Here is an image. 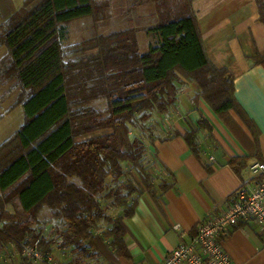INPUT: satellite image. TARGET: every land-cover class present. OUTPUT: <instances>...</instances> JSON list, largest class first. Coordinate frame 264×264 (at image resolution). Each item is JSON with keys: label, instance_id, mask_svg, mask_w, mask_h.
Listing matches in <instances>:
<instances>
[{"label": "trees", "instance_id": "16d2710c", "mask_svg": "<svg viewBox=\"0 0 264 264\" xmlns=\"http://www.w3.org/2000/svg\"><path fill=\"white\" fill-rule=\"evenodd\" d=\"M191 1L159 2L157 21L145 29L155 40L144 51L136 30L126 28L85 56L70 55L62 41L66 23L94 13L93 0H37L6 12L0 45L8 51L5 72L19 88L23 121L0 142V247L20 251L38 239L43 256L64 250L63 264L115 262L127 255L124 219L138 198L160 196L174 184L170 172L152 173L146 155L148 143L165 139L154 113L171 114L179 90L194 84L193 100L201 97L223 121L240 115L232 75L207 56ZM255 3L264 25V0ZM94 99L104 106H93ZM208 127L201 116L183 134L193 152L197 129ZM251 156L229 163L238 171ZM42 209L53 220L47 232L40 230Z\"/></svg>", "mask_w": 264, "mask_h": 264}, {"label": "crops", "instance_id": "0c3cea01", "mask_svg": "<svg viewBox=\"0 0 264 264\" xmlns=\"http://www.w3.org/2000/svg\"><path fill=\"white\" fill-rule=\"evenodd\" d=\"M191 6L207 56L232 75L241 113L231 112L232 121H223L201 97L193 100L194 84H185L171 114L160 116L165 125L157 132L165 139L156 138L146 149L156 174L170 172L173 186L160 196L144 193L138 198L131 216L124 219L127 255L113 263L98 257L85 264H158L179 242L189 240L206 214L222 210L241 183L264 181V169L256 175L249 169L253 162L264 163V63L256 60L264 57V25L255 0H192ZM201 116L209 127L197 129L195 153L183 134L195 128ZM251 153L254 156L245 158L238 171L229 163ZM52 223H41L40 230L49 231ZM256 229L240 221L222 237L233 264H264V237ZM50 255L56 264L69 258L57 247ZM30 264L46 262L32 259Z\"/></svg>", "mask_w": 264, "mask_h": 264}, {"label": "rangeland", "instance_id": "374dc122", "mask_svg": "<svg viewBox=\"0 0 264 264\" xmlns=\"http://www.w3.org/2000/svg\"><path fill=\"white\" fill-rule=\"evenodd\" d=\"M24 5L23 0H0V33L5 26L6 12L14 13L34 4ZM161 0H93L94 13L73 19L66 23V34L62 41L65 51L70 55H83L95 52L100 46V40L113 32L126 28H134L141 50L147 48V43L153 42L155 37L145 29L157 21L156 6ZM5 13V14H4ZM9 64L8 51L0 45V142L13 133L22 123L23 113L18 104L19 88L16 81L8 76L5 68ZM93 106L103 107V99H94L90 102ZM158 126H164L162 118L158 116ZM156 118V119H158ZM167 124V122H166ZM82 138L79 137L78 139ZM146 143V137H143ZM152 173L157 175V170L150 167ZM154 170V171H153ZM41 221L51 219L49 212L44 209L39 215ZM50 221V220H49ZM51 222V221H50ZM14 260L7 264L17 263Z\"/></svg>", "mask_w": 264, "mask_h": 264}, {"label": "built area", "instance_id": "2783aa9c", "mask_svg": "<svg viewBox=\"0 0 264 264\" xmlns=\"http://www.w3.org/2000/svg\"><path fill=\"white\" fill-rule=\"evenodd\" d=\"M249 169L256 175L264 169V163L253 162ZM240 221L255 224L258 234L264 237V181L253 178L241 183L222 210L206 214L189 240L179 242L158 264H233L223 248L222 237ZM38 243L35 239L33 244L24 245L20 251L13 245H3L0 260L8 263L19 259V255H27L46 264H56L50 254L43 256Z\"/></svg>", "mask_w": 264, "mask_h": 264}]
</instances>
